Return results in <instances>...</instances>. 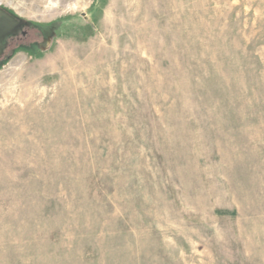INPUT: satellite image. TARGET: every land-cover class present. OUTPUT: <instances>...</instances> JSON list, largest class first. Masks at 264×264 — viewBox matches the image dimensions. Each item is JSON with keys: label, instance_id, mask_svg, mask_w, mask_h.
<instances>
[{"label": "rangeland", "instance_id": "1", "mask_svg": "<svg viewBox=\"0 0 264 264\" xmlns=\"http://www.w3.org/2000/svg\"><path fill=\"white\" fill-rule=\"evenodd\" d=\"M0 8V264H264V0Z\"/></svg>", "mask_w": 264, "mask_h": 264}, {"label": "water", "instance_id": "2", "mask_svg": "<svg viewBox=\"0 0 264 264\" xmlns=\"http://www.w3.org/2000/svg\"><path fill=\"white\" fill-rule=\"evenodd\" d=\"M25 26L23 20L15 19L14 16L0 8V53L5 45L2 43L5 37L15 36L17 31Z\"/></svg>", "mask_w": 264, "mask_h": 264}, {"label": "flooded vegetation", "instance_id": "3", "mask_svg": "<svg viewBox=\"0 0 264 264\" xmlns=\"http://www.w3.org/2000/svg\"><path fill=\"white\" fill-rule=\"evenodd\" d=\"M27 36H28V29H27V27L24 26L21 30L17 31V34L15 36L5 37L3 42H2L5 45V47L2 49V52L0 53V58L3 56L5 51L11 45L16 44V42H19V41L25 39Z\"/></svg>", "mask_w": 264, "mask_h": 264}]
</instances>
